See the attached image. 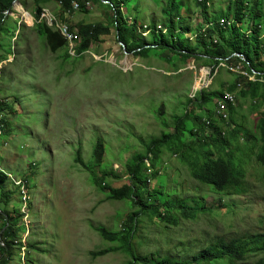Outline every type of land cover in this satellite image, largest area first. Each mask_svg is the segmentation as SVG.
<instances>
[{
	"label": "rangeland",
	"instance_id": "rangeland-1",
	"mask_svg": "<svg viewBox=\"0 0 264 264\" xmlns=\"http://www.w3.org/2000/svg\"><path fill=\"white\" fill-rule=\"evenodd\" d=\"M90 1L91 8L77 11L69 23H99L109 28L110 35L101 37L106 42L91 45L79 59L71 56L66 47L52 53L35 24L22 23L20 19L22 11L17 8L21 6L31 13L42 6L57 15L61 8L54 0H20L21 6L13 5L14 15L0 20V100L14 107V114L6 113V131L0 138V174L6 176L3 186L9 196V206L0 203V213L11 218L19 239L27 240V264H128L129 256L118 251L122 244L105 241L99 231L122 232L133 215L131 203L108 200L107 192L93 184L90 172L74 164L76 152L96 175L110 177V187L121 188L130 183L124 175L125 163L133 155L145 154L144 143L163 132L174 133L175 117L185 113L202 88L222 87L227 91L236 82V73L225 67L213 75L212 67L204 66V62L184 60L170 52L151 49L146 58L128 54L123 43L117 41L116 30L109 26L110 8L101 0ZM209 1V17L223 14L232 3ZM166 2L125 0L120 11L126 24H137L136 33L148 42L151 33L142 35L140 27L152 30L150 25H161L164 34L163 25H170L168 19L174 13H163ZM176 3L181 22H175V26L182 25L180 29L187 30L189 43H194L203 15L195 0ZM244 27L249 29V23ZM66 51L70 57L64 58ZM251 104L236 93L234 118L256 134L257 116L250 113ZM198 114L206 117L204 112ZM222 128L228 130L225 123ZM239 140L244 148L245 141ZM98 143L104 145L105 151L96 167L92 157ZM162 152L157 164L163 174L151 183L157 195L194 199L204 205L206 212L195 219L178 215V225L145 216L132 243L138 255L156 262L164 257L192 259L220 238L231 240L264 233V167L255 155L245 161L248 192L228 196L213 193L196 181L180 154L177 157L166 148ZM21 182L27 183L26 202L18 186ZM30 244L44 252L30 249ZM105 251L103 256H93ZM21 256L20 249L14 250L10 264H19ZM263 256L256 252L247 261Z\"/></svg>",
	"mask_w": 264,
	"mask_h": 264
},
{
	"label": "trees",
	"instance_id": "trees-1",
	"mask_svg": "<svg viewBox=\"0 0 264 264\" xmlns=\"http://www.w3.org/2000/svg\"><path fill=\"white\" fill-rule=\"evenodd\" d=\"M15 0H3L0 2V20L2 21L5 11L12 8ZM50 1V0H46ZM59 0H54L57 2ZM72 0H63V8H70ZM81 9H84L86 0H77ZM99 1V0H97ZM102 1V0H101ZM125 0H107L105 5L111 10V20L109 26L116 30L117 41L122 42L125 51L138 58H146L150 50L170 52L178 55L181 59H194L205 63L204 66L212 67V74L216 70L221 71V63L230 66H240L249 74L257 72L256 81H251L236 73V82L231 83L226 90L239 93V97L252 101L250 113L257 116L255 123L256 134L247 129L244 125L238 124L234 118V105L228 106V119L216 114L215 99L222 100L225 89L219 90L210 88L199 91L191 100L185 113L181 117H175V132H163L160 137L154 138L145 144V154H136L124 165V175L128 177L129 184L121 188L110 187L108 182L110 177L103 173L95 174V171L84 164L80 152H76L74 164L82 170L90 172L93 184L101 192H107V199L115 202L129 201L133 209V215L124 224V230L120 233H110L100 230L101 237L110 243H121L118 250L128 255V264H214L217 261L225 264H264V256L248 262L247 258L256 252L264 254V233H257L245 238H235L224 240L222 238L211 243L206 248L195 254L192 259H173L164 257L156 262L148 256L138 255L132 246L134 238L137 236L141 219L145 216L154 218L158 222L170 225H178L179 217L184 219H195L199 214L206 212L204 205L194 199H170L160 198L157 191L151 186L162 175L163 169L157 162L161 157L162 150L173 152L177 157L181 155L184 163L191 173V176L207 186L213 193L231 196H243L248 192L247 172L245 161L255 155L256 160L264 167V7L263 0H232L228 9L220 15L207 16L206 9L209 0L199 3L195 0L200 14L203 15L201 30L196 28L194 43H189L187 30L175 26L179 20V7L176 0H167L163 13L169 16L170 25H163L166 32L155 31V26L150 25L151 38L148 42L142 40L137 31V24L127 25L120 11V5ZM208 2V5L207 3ZM44 7H38L34 14H39ZM226 19L224 26L220 25V19ZM247 18V20H245ZM249 23V29H245V23ZM213 23L212 26L205 25ZM70 24V23H68ZM76 27L80 36V42L76 48L75 59H79L89 51L91 45L105 43L101 40L104 35H110L108 27H102L99 23L90 24L79 21ZM39 36L46 38V43L52 53L59 48L66 47L62 36L44 22L34 25ZM194 31V32H195ZM149 33V34H150ZM121 48V47H120ZM163 53V52H162ZM162 53L158 55H162ZM157 55V53H154ZM236 54V55H234ZM241 55V56H239ZM171 56L169 61L171 60ZM70 57L66 51L64 58ZM173 65H175L173 63ZM178 71V69H177ZM238 83H242V88L238 90ZM7 100H0V112H2V123L4 124L3 136L6 131V113L14 114V107ZM12 103H17L13 100ZM214 106L215 111L210 108ZM198 111L206 113V117L198 114ZM6 117V120H5ZM209 121V125L206 121ZM191 127L188 128V124ZM222 123L228 130L222 128ZM0 136V138H1ZM240 138L245 143L241 148ZM258 149V152H255ZM93 161L95 166L101 164L104 155V145L98 143L93 149ZM237 152H240L239 156ZM97 167V166H96ZM166 167V166H165ZM114 176V175H113ZM112 176V177H113ZM119 181L120 177H114ZM6 176L0 174L1 200L0 203L9 206V196L4 189ZM25 191L27 183H23ZM21 194L22 187L20 186ZM212 212V209H208ZM0 264H10L14 258V250L23 249L22 239H19L15 230V225L11 223V218L0 213ZM2 241V242H1ZM3 244V245H2ZM27 244V240H26ZM28 246H26V250ZM32 250H37L32 244ZM44 252V250H37ZM99 252L93 254L94 257L103 256L106 253ZM27 261V260H26Z\"/></svg>",
	"mask_w": 264,
	"mask_h": 264
},
{
	"label": "built area",
	"instance_id": "built-area-1",
	"mask_svg": "<svg viewBox=\"0 0 264 264\" xmlns=\"http://www.w3.org/2000/svg\"><path fill=\"white\" fill-rule=\"evenodd\" d=\"M1 1H3V0H0V2ZM197 1L199 3H202L204 0H197ZM90 2H91L90 0H86L84 2V8H88V9L91 8ZM206 3L208 5V2H206ZM15 4H18L17 7L21 6V4L18 2V0H16L14 2V5ZM57 4L61 8V10L59 11V13H57V15H55L53 12H51L49 8L44 7V8H42L38 18L36 17V15L34 13H31L29 11H25L22 8V6H21V8H17V9L22 11V14L20 15V19L22 20V22H26V23L32 22V24H35L38 22H44L48 27L57 31L62 36V38L64 39L68 53L71 56H75L76 48H77L81 39H80V36L78 35L76 29H72L69 26L70 24H68V23L73 20L77 11L81 10V5L77 0H72L70 8H68V9L63 8V0L57 1ZM71 13H73V14L70 16ZM5 14L6 15H14V13L10 12V11H5ZM28 16L30 18V21L28 20ZM17 17H18V15L15 16V18H17ZM67 17H69V18L66 20ZM75 23H78V21L75 20ZM225 23H226V19H224V18L220 19V25L224 26ZM212 25H213V23H210V24L205 25V27H209ZM163 29L164 28L161 25H158L155 28V30H160V31L164 32L165 29H164V31H163ZM147 31H148V33L150 32V29L148 28V26L147 27L146 26L140 27L139 32L142 35H146ZM86 53H88V52H86ZM220 66L225 67L228 71L235 72L237 74H242L243 77L248 78L251 81H256L257 72H255V71L251 75L247 71L242 69L239 65L238 66H230V65H226L225 63H221ZM210 72L211 71H209V73ZM241 88H242V83H238V90H240ZM235 103H236V93L225 91L223 99L217 100V102H216V114L219 116H223L224 119H228V113H227L228 106L234 105ZM204 121H206V120L204 119ZM206 122L209 125V121H206ZM3 128H4V124L2 123V115L0 114V135L3 132ZM22 195L24 196V200H26V193H25V187L24 186H22ZM23 244L26 245L25 241H23ZM19 264H27L26 263V249L25 248L22 249V256H21V261Z\"/></svg>",
	"mask_w": 264,
	"mask_h": 264
},
{
	"label": "clouds",
	"instance_id": "clouds-1",
	"mask_svg": "<svg viewBox=\"0 0 264 264\" xmlns=\"http://www.w3.org/2000/svg\"><path fill=\"white\" fill-rule=\"evenodd\" d=\"M15 1H16V0H15ZM15 1H14V2H15ZM18 1H20V0H18ZM106 1H107V0H106ZM209 3H210V2H209ZM20 4H21V3H20ZM13 5H14V3L12 4V8L9 10L10 12H12ZM208 6H209V5H208ZM5 15H6V14H5ZM7 16H8V15H6V17H7ZM22 23H23V22H22ZM234 55H236V54H234ZM239 56H241V55H239ZM0 136H1V135H0ZM23 183H25V182H21V184L18 185V186H21V187L24 186ZM24 187H25V186H24ZM25 193H26V192H25ZM27 196H28V195H27V193H26V200H27ZM23 201L26 202V201L24 200V197H23ZM22 243H23V238H22ZM25 244H26V239H25ZM23 245H24V244H23ZM26 246H27V244L24 245V248H25V249H26ZM24 248H23V249H24ZM26 252H27V250H26ZM21 253H22V249H21ZM26 263H27V261H26Z\"/></svg>",
	"mask_w": 264,
	"mask_h": 264
},
{
	"label": "water",
	"instance_id": "water-1",
	"mask_svg": "<svg viewBox=\"0 0 264 264\" xmlns=\"http://www.w3.org/2000/svg\"><path fill=\"white\" fill-rule=\"evenodd\" d=\"M104 3H106L107 1L106 0H102ZM120 45H121V43H120Z\"/></svg>",
	"mask_w": 264,
	"mask_h": 264
}]
</instances>
